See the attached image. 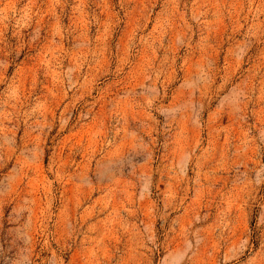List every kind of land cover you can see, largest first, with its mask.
<instances>
[{
	"label": "rangeland",
	"instance_id": "obj_1",
	"mask_svg": "<svg viewBox=\"0 0 264 264\" xmlns=\"http://www.w3.org/2000/svg\"><path fill=\"white\" fill-rule=\"evenodd\" d=\"M0 264H264V0H0Z\"/></svg>",
	"mask_w": 264,
	"mask_h": 264
}]
</instances>
